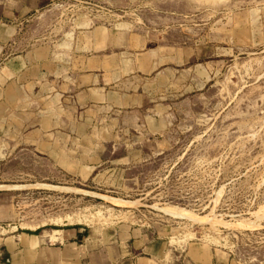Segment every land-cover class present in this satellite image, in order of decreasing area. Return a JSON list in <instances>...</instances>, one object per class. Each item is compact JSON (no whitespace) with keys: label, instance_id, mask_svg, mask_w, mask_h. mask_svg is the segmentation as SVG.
<instances>
[{"label":"rangeland","instance_id":"obj_1","mask_svg":"<svg viewBox=\"0 0 264 264\" xmlns=\"http://www.w3.org/2000/svg\"><path fill=\"white\" fill-rule=\"evenodd\" d=\"M0 2L21 9L3 60L24 58L0 105V229L129 228L179 264L189 246L264 264V0Z\"/></svg>","mask_w":264,"mask_h":264},{"label":"crops","instance_id":"obj_2","mask_svg":"<svg viewBox=\"0 0 264 264\" xmlns=\"http://www.w3.org/2000/svg\"><path fill=\"white\" fill-rule=\"evenodd\" d=\"M19 5H2L0 2V60L4 59L2 49L14 39L13 33L17 26L12 24V20L18 18L21 10ZM87 38L91 45L97 47L105 39H109L112 44H121L122 36L119 33L108 36L101 28H93ZM84 43L87 42H81ZM23 75L22 54L7 56L5 61L0 62L1 107L10 105L12 100L4 92L8 88L18 92L23 83ZM84 77L86 75H78L76 79L82 84ZM19 229L14 226L11 229H0V264H179V246L169 243L162 246L155 238L147 235L145 240L136 241L134 229L128 228L126 239L122 236L125 243L122 245L115 240L99 237V229L85 225L63 224L58 228L37 226ZM112 230L120 242L119 230ZM186 254L191 264H210L212 261V255L209 256L205 248L189 246ZM216 254L220 258L219 262H222L225 256L221 252Z\"/></svg>","mask_w":264,"mask_h":264},{"label":"bare ground","instance_id":"obj_3","mask_svg":"<svg viewBox=\"0 0 264 264\" xmlns=\"http://www.w3.org/2000/svg\"><path fill=\"white\" fill-rule=\"evenodd\" d=\"M102 197H103V198H105L107 201H110V202H112L113 204H114V203H118V202H119L118 204H121V203H122L123 205H124V204L126 205V201H121V200L119 201L118 199L109 198V197H104V196H102ZM125 205H124V206H125ZM172 210H173V209H172ZM176 210H177V209H176ZM176 210H173L172 212H173L174 214H178L177 212H179V211H180V212H181V214H183V215H187L185 212H183V211H181V210H178L177 212H176ZM186 217H187V216H186ZM193 219H194V218H193ZM208 222H210V221H208ZM212 222H214V223H215V222H217V221H212ZM212 222H211V223H212ZM214 223H213V224H211V225H215V226H216V225H220V226L222 225L221 223H220V224H219V223H218V224H214ZM222 226H223V225H222ZM32 227H33V226H32ZM35 227H37V225H36V226H34V228H35Z\"/></svg>","mask_w":264,"mask_h":264}]
</instances>
